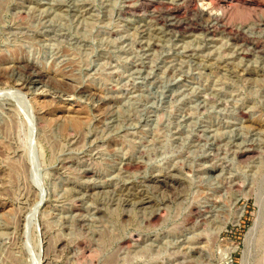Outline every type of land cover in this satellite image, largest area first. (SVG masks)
Returning <instances> with one entry per match:
<instances>
[{"label": "rangeland", "instance_id": "obj_1", "mask_svg": "<svg viewBox=\"0 0 264 264\" xmlns=\"http://www.w3.org/2000/svg\"><path fill=\"white\" fill-rule=\"evenodd\" d=\"M201 1L0 0V264H264V0Z\"/></svg>", "mask_w": 264, "mask_h": 264}, {"label": "bare ground", "instance_id": "obj_2", "mask_svg": "<svg viewBox=\"0 0 264 264\" xmlns=\"http://www.w3.org/2000/svg\"><path fill=\"white\" fill-rule=\"evenodd\" d=\"M207 0H202L201 2L203 3V5L206 6V9L207 10H215L216 9V6L218 5H222L223 6V3L227 0H210V2H207ZM217 10V9H216ZM215 10V11H216ZM206 11V10H205ZM215 11H212L210 12V16H213V17H216V19H219V17L221 16L220 12L218 13H214ZM23 62V61H22ZM17 69V68H16ZM18 71H23L25 72V74H28L30 78H43V77H46V75L43 73V71L41 72V70H38L37 66H34L33 64H29V63H21L19 64L18 66ZM22 74V73H21ZM49 77V76H48ZM50 78V77H49ZM48 78V79H49ZM51 79V78H50ZM49 79V80H50ZM62 81V80H61ZM51 82V81H50ZM19 83V82H18ZM55 85H56V82H54ZM66 83V82H65ZM69 83V82H68ZM80 86V85H79ZM102 100V99H101ZM15 153V152H14ZM246 154V152H245ZM247 156V154H246ZM20 158V157H19ZM159 182V181H158ZM162 184V183H161ZM145 200V199H144ZM143 201V200H142ZM147 202V201H146ZM208 214V213H207ZM158 217V216H157ZM155 218V217H154ZM20 227V226H19ZM235 249V248H234Z\"/></svg>", "mask_w": 264, "mask_h": 264}]
</instances>
